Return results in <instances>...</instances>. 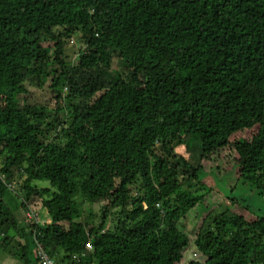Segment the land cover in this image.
Segmentation results:
<instances>
[{"label":"trees","instance_id":"16d2710c","mask_svg":"<svg viewBox=\"0 0 264 264\" xmlns=\"http://www.w3.org/2000/svg\"><path fill=\"white\" fill-rule=\"evenodd\" d=\"M53 68L48 119L22 100ZM228 173L264 188V0H0L3 251L31 264L11 191L38 264V246L57 264H264V218L239 202L217 212L202 178ZM32 201L50 224L28 218Z\"/></svg>","mask_w":264,"mask_h":264},{"label":"rangeland","instance_id":"374dc122","mask_svg":"<svg viewBox=\"0 0 264 264\" xmlns=\"http://www.w3.org/2000/svg\"><path fill=\"white\" fill-rule=\"evenodd\" d=\"M45 46L52 45V43H45ZM84 44L83 41L79 38V36H74L71 39L64 40V50H65V56L67 57V61L70 62L72 67H76L77 63L79 61V54L83 50ZM50 71V76L47 77L42 87H36L34 84L26 83V87L28 89V95L26 99L22 100V103L26 101L28 104L31 105H41L44 107H47L49 110L47 111L48 119H50L54 115V110L57 108L56 104V94L52 91L50 88L51 85V78L54 74V68ZM52 74V75H51ZM63 105L66 107L68 103L75 101L73 98L69 97L70 87L67 85L63 90ZM64 117V113H60V118ZM191 151H194L192 154L190 161H197L198 156L200 153V148L196 146ZM179 153L182 155H187L186 152H182L179 150ZM205 178L207 180L208 185L211 188V201L216 206H219L217 208V212H222L227 207L233 208V202H239L241 205L248 207L250 210V213H254L257 216L264 218V188L257 189L255 187H252L250 184H245L242 181H237L235 177L231 174H225L220 177L216 176H202V178ZM23 182V178L20 177V174L16 173L14 179L10 181L13 189L16 191L20 187V185ZM41 186H49L48 182H38ZM5 200L11 207L12 211L15 213V217L18 223V228L20 230H23L24 235L18 236L15 233L16 240L14 242V246L17 242L24 243V245L28 246V259L31 261V264H35V245H33L30 234L27 232L28 230V222L24 218L23 210L20 207V200L14 196V194L11 191H8L5 196ZM78 202L82 200L79 196L77 197ZM84 200V199H83ZM88 204V203H86ZM85 204V205H86ZM105 202L98 201L96 202V207L91 208L88 210L87 214L93 219V221L96 224H99L102 221L103 212L102 207L104 206ZM33 206V209L35 213H37V219L39 221H43L46 219V217H49V215H46V211L41 207V201H32L31 205ZM87 205V209H88ZM88 216L84 215L83 219H86ZM107 220V221H106ZM112 215L105 219L106 226L109 227L112 224ZM42 225H44L42 223ZM193 245L191 246V250L193 251ZM37 250V249H36ZM61 251V250H60ZM13 252H16V249L13 250ZM20 255L22 254V250L19 251ZM63 254V252L61 251ZM190 255H192V252H189ZM20 264H25V259L21 258L19 261Z\"/></svg>","mask_w":264,"mask_h":264},{"label":"built area","instance_id":"2783aa9c","mask_svg":"<svg viewBox=\"0 0 264 264\" xmlns=\"http://www.w3.org/2000/svg\"><path fill=\"white\" fill-rule=\"evenodd\" d=\"M28 218L33 220L36 224H39V220L37 219V213L33 212V210H30L27 214ZM88 251L92 250V246L88 245L87 246ZM38 255L40 256V264H55V261L49 257V255L40 247L38 246L37 248ZM85 254L82 256H73V261L74 264H81L84 259L83 257Z\"/></svg>","mask_w":264,"mask_h":264},{"label":"crops","instance_id":"0c3cea01","mask_svg":"<svg viewBox=\"0 0 264 264\" xmlns=\"http://www.w3.org/2000/svg\"><path fill=\"white\" fill-rule=\"evenodd\" d=\"M46 211V210H45ZM24 214V213H23ZM46 215H48V213H47V211H46ZM42 223L44 224V225H47V224H50L51 223V219L49 218V217H46V219L45 220H43V221H39V224L40 225H42ZM12 236L14 235V233L12 234V233H10ZM34 252H35V250H34ZM23 254H26V252H22V255ZM19 255V256H18ZM27 255V254H26ZM36 255V254H35ZM34 255V256H35ZM35 262H36V264H38V262H37V259L35 258ZM55 262H56V264H57V261H56V259H53ZM19 261H20V254H18V253H12V254H8L6 251H3V249L2 248H0V264H20L19 263ZM27 262H29V261H27Z\"/></svg>","mask_w":264,"mask_h":264}]
</instances>
